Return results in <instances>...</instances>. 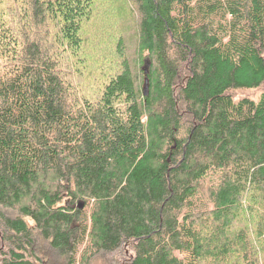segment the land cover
I'll use <instances>...</instances> for the list:
<instances>
[{"label":"trees","instance_id":"16d2710c","mask_svg":"<svg viewBox=\"0 0 264 264\" xmlns=\"http://www.w3.org/2000/svg\"><path fill=\"white\" fill-rule=\"evenodd\" d=\"M1 1L0 264H264V0Z\"/></svg>","mask_w":264,"mask_h":264},{"label":"rangeland","instance_id":"374dc122","mask_svg":"<svg viewBox=\"0 0 264 264\" xmlns=\"http://www.w3.org/2000/svg\"><path fill=\"white\" fill-rule=\"evenodd\" d=\"M0 6H3V2L0 0ZM90 54H93L92 51H90ZM87 61L89 62L90 59L87 58ZM95 62V59H94ZM260 94V89L256 90V91H251V90H243L240 91L239 93L235 94L236 97H241V96H252L254 98H258ZM31 223L33 221H30ZM30 223V224H31ZM35 237H36V254L39 257V259H41L42 262L47 263V264H62L64 263V258L62 256V254L56 250L55 248H53L49 241L44 238L38 230L35 231ZM97 264H106L103 261L98 262Z\"/></svg>","mask_w":264,"mask_h":264},{"label":"water","instance_id":"95a60500","mask_svg":"<svg viewBox=\"0 0 264 264\" xmlns=\"http://www.w3.org/2000/svg\"><path fill=\"white\" fill-rule=\"evenodd\" d=\"M149 64H150V61L147 60L146 65H145V72H148ZM148 89H149V88H148V80H146L145 85H144V93H145V95L148 94ZM83 205H84V203H83L82 201H80V202H79V206L82 208Z\"/></svg>","mask_w":264,"mask_h":264}]
</instances>
